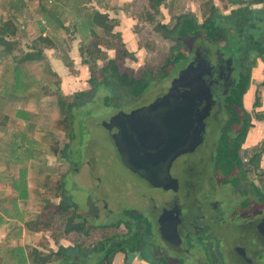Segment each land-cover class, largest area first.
I'll return each instance as SVG.
<instances>
[{
    "label": "rangeland",
    "instance_id": "obj_1",
    "mask_svg": "<svg viewBox=\"0 0 264 264\" xmlns=\"http://www.w3.org/2000/svg\"><path fill=\"white\" fill-rule=\"evenodd\" d=\"M25 1L30 5L33 13L36 12L34 13L35 17L30 18L36 20L38 25L29 28V31H34L29 40L19 41L17 39L19 33H16V37L13 39L15 48L12 54H0V124L2 123L1 117L3 114L8 115L12 121L10 131L6 132L5 139L0 143V146L3 147L0 148V161H2L0 163V195L4 196V199L1 200L2 203H0L1 210L6 216L17 214L16 218L7 221V223H11L6 227L13 228V233L18 228L20 230L23 228L26 229L27 236H30L26 224H32L33 227L40 229L48 224V230H43L47 231V237H45V233L40 237V245L44 246L45 254L51 250L49 245L53 246V241L58 242V244L62 242L66 246H69V243L75 245V243L82 241L83 249H87L94 245V238L88 239V236L83 234L82 231L78 232L80 234L75 231L65 232L68 219L74 217V212L72 209L67 212L56 210L61 198H66L68 202L75 204L80 212L82 210L85 214V219L84 217L81 219L82 222H87L89 216L93 218V214L97 212V206L95 205L97 201H102L105 204L108 201L114 205L115 211L122 212L127 210V207L130 210L132 208L145 210V207H149V204L146 203V197L163 198L161 192L146 188L143 186L141 178L127 170L117 151L112 148L113 141H111L108 132L104 130L102 125L119 109L123 111L131 108L132 105L137 107L147 105L165 91L162 88L168 82L166 80H163L160 84H156L157 82L154 84L153 82L145 96L138 99L120 97L117 91L112 88L100 87L92 91V86L87 83L91 77L89 68L81 63L79 55V47L86 46L88 42L85 40L88 39L87 23L83 16L71 12L62 13L63 27L56 26L61 29L60 32L65 41L76 46L77 49L74 48L73 52L66 55L63 46L57 48V44H59L57 42L54 45L50 40L51 45L49 47L42 45L46 52L51 50L55 54L54 56L59 60L61 59V63L65 66V76L61 77L59 82L57 81L58 77L53 75L54 73H52L46 58L18 63L19 58L30 52L32 45L30 43L38 37L37 35L40 33L38 27L42 21L39 18L38 9H36L38 0ZM192 1L193 3L198 2V0ZM205 1L207 0H201L200 2L203 4ZM17 2H22V0H17ZM107 2L108 6L114 9V4H120L123 14L115 15L116 13L110 10L108 15L118 21V26L113 29V32L120 33L126 50L135 57V60L125 59L124 62L119 63L122 69L129 68L134 73L142 70L155 72L165 60L173 59L174 54L177 52L186 54L192 44L197 42L191 41L192 39L189 38L183 44L176 45V42L164 39L163 32L159 28L160 25H167L169 29H172L178 20L185 15L194 14L195 16V13L192 12L194 9L187 6L188 0H182L180 3L171 4L170 6H167L168 0H166V6L160 7L161 14L155 16L156 21L154 24H148L134 15L142 13L144 9L142 2L138 4L136 9L130 5L125 6L126 3H129L128 1L107 0ZM91 8L93 7L90 4H86L85 11H89ZM202 19L198 17V24L199 21H203ZM50 27H54V25ZM97 33L103 36L100 30ZM48 34L52 36V33L48 32L47 36ZM116 40V38H110L112 43ZM200 40L202 43L201 52L209 60L213 75L218 76L230 71L234 83H236L240 62L234 58L235 54L227 52L226 45L212 46L208 45L204 38H200ZM101 50L104 52L106 60L115 55L114 50H108L104 46H101ZM72 54L76 55L74 60L71 59ZM13 56H15V60H13ZM106 60L97 62L96 66L98 68L102 67ZM17 64L20 65L21 69H13ZM20 71L22 72L20 73ZM211 77L209 79L213 80ZM15 81L18 82L17 87H10V84ZM5 85L9 86L10 91L7 93L11 95L6 96L3 102L1 99H3ZM60 88H62V94L70 97L76 92H90L88 95L90 101L73 109L70 126L68 121H65V116L59 111L58 98L53 96L55 90ZM13 90L16 91L15 95L11 93L14 92ZM217 90L218 93L214 94L219 95L218 99H220L223 94H220V87H217ZM106 96L110 98L107 104L104 103ZM7 98H9V101H6ZM72 100L73 98L69 99L68 102ZM222 102L221 99L213 111L204 144L196 150L195 156L192 157V160H196L193 166L196 174H194L193 180L194 191L187 206L189 205L192 210L193 218L190 221L193 225L187 233L183 230L182 235V247L192 244L199 245L205 255H209L207 254L209 246L200 243L198 239L205 240L208 238H205V230L207 229V223L210 221L208 219L209 215L214 217L216 214V217L219 218L218 223L220 221V223L224 222V219L227 220L225 217L222 218V213L219 210L220 202L216 205L215 210L209 204L213 200H208V197L212 196L215 199V196L218 197L224 191L221 189L218 179L214 177L216 158L213 154L215 152V137L221 128L217 116L222 109ZM18 111L26 116L17 115ZM250 115L251 119L253 114ZM4 140L11 142L3 144ZM222 158L217 157V164L221 163ZM192 160L190 159V161ZM22 171H25L24 180L21 178ZM186 171V174H188L186 175V181L191 180L193 174L188 173V170ZM65 177L66 182L63 186L62 178ZM182 180L184 181V177ZM21 195L26 198H22ZM181 199L183 198L181 197ZM240 207L241 202L234 205L235 210L240 209ZM204 216L206 222H202ZM91 221L93 224L100 222L93 219ZM41 225L42 227H40ZM215 226L220 233L215 231V234L210 236L207 242L212 241L220 244L217 256L224 263L231 264L230 258L234 254L232 250L239 245L240 240L238 237L240 235L237 236L238 234L230 232L228 228L222 229V225L215 223ZM194 229L198 231L195 232ZM117 232L124 231L109 229L104 232L94 230L91 233L103 238L102 234L111 235ZM227 233L235 236H229ZM30 248H34V245H31ZM95 261L96 258H93V260H88L87 264H95ZM202 261L204 263L205 259L202 258ZM253 261H255V258ZM255 262L263 264L259 261Z\"/></svg>",
    "mask_w": 264,
    "mask_h": 264
},
{
    "label": "flooded vegetation",
    "instance_id": "obj_2",
    "mask_svg": "<svg viewBox=\"0 0 264 264\" xmlns=\"http://www.w3.org/2000/svg\"><path fill=\"white\" fill-rule=\"evenodd\" d=\"M190 39H192L191 41H197L196 44L193 43L188 49V52L183 54L184 59L182 62L174 65L170 71L168 79H165L166 82H168V84L162 88L165 89V91L160 96L154 98V100L161 98L171 89V87H173V81L176 77H178L179 72L185 70L190 63L196 61L194 63L196 66L199 60H208L201 52L202 43L200 36ZM206 43L214 46V44L209 41H206ZM205 67V65H200L198 68L199 73H196L195 75H193L192 72H188L184 75V78L182 77V79L177 82V88H174L175 95H183V93L188 90L187 86L193 85V76L199 77L200 75H202L200 80H203L206 85H209L210 99L208 101H201L198 108V113L200 115L202 113L204 117L203 132L199 131L197 120L195 121L196 129L198 130V132L196 130V134H200L201 136V140L199 141L200 143L196 145L193 152L182 153L175 157L169 168V179L161 180L159 183L152 184L135 174L137 177L142 179L143 186L150 190L154 189L161 192L163 194L162 199L146 197V203L149 204V207H145V210H142V208H132L130 210L127 207V210H123L122 212L115 211L116 208L114 205L108 201L106 204L102 201H97V203H95L97 206V212L93 214V218H90L89 216L87 222H82L81 219L83 217L85 219V214L82 210L80 212V209L75 204L73 205L68 202L66 198H61V202H59L56 210L58 209L62 212H67L60 207H65L69 204L74 212V217L68 219L67 228L66 231H64H75L77 234H80L78 232L82 231L83 234L88 236V239L94 238L93 241H95L94 245L88 247L87 249H83L81 245L82 241H79L77 244L75 243V245H70L69 243V246L60 242L58 248L62 247L65 249H71L67 252V255L71 259L70 262L73 264H87L88 260L90 261L93 260V258H96L95 264H114V261L121 262V264H227L217 256L220 244L212 241L210 243L207 242L209 237L215 234V231L219 232L216 229V223L218 225H222V229L228 228L230 232L235 233L236 235L238 234L237 236L240 235L238 237L240 240L239 245L235 246L233 248L234 250H232L234 254L230 258L231 264H259L255 261H259L264 264V172L257 173L258 169L254 167V164L252 163L253 157L257 155V152L253 146L249 145L248 139L250 137V129L244 144H242L238 151L239 159L241 161L239 166L230 168L228 163H225L224 153L221 155L219 154V148L223 139L228 138L229 142L232 143V141L237 138L240 131L239 129H232V127H229L231 114L225 106V99L230 95V91L237 83V80L236 83H234L230 71L226 74L215 76L212 73L211 64L210 68ZM210 77L213 80L209 79ZM161 82L162 81L157 82L156 84H160ZM217 87H220V94H223L220 99H218L219 95L214 94L218 93ZM199 92L203 94V90L198 89V93ZM172 99V101L177 103V100L180 98L176 96L175 98L172 97ZM221 99L223 100L221 104L222 109L217 116L219 122L221 123V128L215 137V152L213 154L216 158L214 177L215 179H218V183L224 191L223 193H220L218 197L215 196V199L212 196L210 198L208 197V200H213L212 202H209V204L210 207L215 210L216 205L220 202L219 210L222 213V218L225 217L227 220L224 219V222L220 223V221L218 223L219 218L216 217V214L214 217L209 215L208 219H210V221L207 223V229L205 230V234L207 235H205V238H208L205 240L198 239L200 243L202 242L209 246V251L207 252L209 255H205L199 245L192 244L182 247V235L183 230L187 233L193 225L190 221V219L193 218L191 214L192 210L189 205L187 206L188 201L192 197L191 194L194 191L193 180L195 177L194 174H196L194 170L195 167H193L196 160L193 159V161L192 157L195 156L194 153L196 150L204 144L211 116ZM154 100L149 102L147 105L152 103ZM141 107H143V105ZM136 108L137 106L132 105L131 108L123 110V112L128 114ZM120 111L121 110L119 109L118 112L110 116V118L105 122H108ZM245 112L248 113L249 123H251L248 110ZM147 121L149 123L152 122L150 120ZM134 122L136 121L131 120L129 123H127V121L118 123V126L121 129L120 131L123 134V138H125L124 141L129 143V148H134L135 144H131L132 142L130 143L126 139L128 134L127 128L128 124L132 125ZM106 131L108 132L111 141H113L112 148L116 151L114 141L118 129L113 127L111 131ZM173 142L175 143V141ZM183 142L185 144L184 148L189 147L192 144V141H187V139ZM231 143H229L230 146ZM179 149H182V147H179ZM217 157H223L220 164H217ZM189 158L192 161H190ZM186 170H188V173L191 172V174H193V176H191V180L186 181V175H188L186 174ZM183 177L184 181L182 180ZM62 182V185L64 186L66 177L62 178ZM181 197L183 199H181ZM238 202H241V207L240 209L235 210L234 205ZM200 212L202 213V211ZM92 219L100 222L93 224L91 221ZM204 219L205 216L202 218V222H206ZM109 229L122 230L124 232H117L111 235L102 234L103 238H99L98 236H95V234L92 235L91 233L94 230H97V232H104ZM194 231L197 232L198 230L194 229ZM227 234L232 237L235 236L234 234ZM202 258L205 259L204 263ZM254 258L255 261H253ZM62 259L64 258L62 257ZM61 262L62 263L57 262V264H63L62 260Z\"/></svg>",
    "mask_w": 264,
    "mask_h": 264
},
{
    "label": "trees",
    "instance_id": "obj_3",
    "mask_svg": "<svg viewBox=\"0 0 264 264\" xmlns=\"http://www.w3.org/2000/svg\"><path fill=\"white\" fill-rule=\"evenodd\" d=\"M89 1L90 0H38L36 6L45 23L50 26L58 25L63 27L64 19H62V13L67 14L71 12L72 14L83 16V19L87 23L86 32H88V39L85 40L88 42L86 46L79 47V55L81 63L89 68L91 77L88 79L87 83L92 86V91L100 87L112 88L117 91L120 97L131 99L141 98L149 90L153 82L155 84V82L167 79L174 65L182 62L184 59V55L177 52L174 54L173 59L165 60L155 72L142 70L138 73H134V71L129 68L122 69L120 64L124 62L125 59L135 60V57L126 50L121 40L120 33L113 32V29L118 26V21L110 18L107 13H100L97 10H93V8L89 11H85L86 4H88ZM141 2L144 7L142 13H136L134 15L148 24H154L156 21L155 16L161 14L160 7L165 5L166 0H131L128 4L126 3L125 6L130 5L136 9ZM146 6L147 8H145ZM200 7L202 15L205 17L201 24H198L194 14H188L179 19L172 29H169L167 25H160L159 28L163 32L164 39L176 42V45L183 44L186 39L200 36V38H204L214 45H226L228 49L227 52H233L235 54L234 58H236L237 61L239 60L240 70L237 83L231 89L230 95L225 99V106L231 114L229 127H232V129H239L240 131L237 138L233 140L232 143L229 142L228 138H224L219 148V154L221 155L224 153L225 163H228L230 168H233L240 165L241 161L238 151L242 144H244L250 129L249 115L245 112L246 108L244 106V99L249 92L250 82L248 61L253 53L259 55L264 53V33H262L260 28L252 30L250 25L264 21V13L254 16L246 12H233L230 16L223 17L218 14L211 0L205 1ZM98 30L101 31L103 36L97 33ZM16 32L17 27L10 21L3 22L0 25V47H2L1 53L3 55H10L13 53L12 51L15 48V41L13 39L16 37ZM110 38H116L117 40L112 43ZM42 45L49 47L51 41L46 36L43 37L42 34H40L33 41L31 45L32 50L19 58L18 63L43 59L44 53ZM101 46H104L108 50H114V57L106 60ZM13 60H15V56H13ZM102 60H106V62L102 67L98 68L96 66L97 62ZM14 68L18 69L20 65L17 64L13 69ZM21 72L22 71H20V73ZM57 81L59 82V78ZM15 82L10 84V87H17L18 82ZM20 87L22 86L20 85ZM3 91L4 95L1 100L4 102L6 96L11 95L7 93L10 91L9 86L5 85ZM11 93L15 95L16 91ZM21 93L24 94L23 92ZM89 94V91H80L74 93L72 97H70L62 94L61 89L55 90L53 96L58 98L57 104L59 111L65 116V121H68L69 126L73 117V109L80 107L81 104L88 103L90 101L88 97ZM72 98L74 101L68 102L69 99ZM109 99V96H106L104 98V103L107 104ZM117 103H119V101H117ZM258 107V98H255L253 108ZM17 115L24 117V114H20V111H18ZM255 117L257 120L264 119L257 114H255ZM229 143H231V146ZM263 151L264 140L257 155L262 154ZM64 152L65 150L63 153ZM21 178L24 180L25 171L21 172ZM21 197L26 198L22 195ZM60 208L68 211L71 209V206L67 204L65 207ZM26 227L28 230L34 232L48 230L49 228L48 224L43 229L33 227L32 224H26ZM40 227H42V225ZM70 250V248L65 249L60 247L56 252L51 250L47 254H40L37 250H33L34 257L32 261L33 264H55L57 262L62 263V260L63 264H73L70 262L71 259L67 255V252ZM62 257L64 259H62Z\"/></svg>",
    "mask_w": 264,
    "mask_h": 264
},
{
    "label": "crops",
    "instance_id": "obj_4",
    "mask_svg": "<svg viewBox=\"0 0 264 264\" xmlns=\"http://www.w3.org/2000/svg\"><path fill=\"white\" fill-rule=\"evenodd\" d=\"M14 1L15 0H0V25L3 22H7V21L12 22L14 26L18 28L16 33H19V36L17 37V39H19V41L25 39L29 40L34 32V31L32 32L29 31V28L38 25V22H36V20L34 19L31 20L32 17H35L34 13L36 12L33 13V11L30 8V5H28L25 0H22V2L19 3L16 0L15 4ZM119 1L130 2L131 0H119ZM181 1L182 0H168L167 6H170L171 4L175 5V3L178 4ZM200 1L201 0H198L197 3L196 2L193 3L192 0H188L187 6L194 9L192 10V12L195 13L196 19H198V17H201L203 18L202 20H204L205 17L202 15L200 9L201 8L200 6L202 5ZM211 1H213V4L215 5L218 14L223 17L230 16L233 12L236 13L246 12L254 16L255 15L258 16L259 14L264 13V0H211ZM88 4H90V6L93 7V10H97L100 13L110 14L109 12L111 10L116 13V14L114 13L115 15L123 14L122 8H120V4H114L113 5V7H115L114 9L108 6L107 0H90ZM118 8L120 9L118 10ZM36 9H38L37 6ZM38 15L40 16L39 18L42 20L41 21L42 24L40 23L38 27L40 30L39 35L42 34L43 37L46 36L49 40L52 41L54 45L56 44V42L59 43L57 44V48L59 46H63L66 55L68 53L70 54V52H73L76 46L68 44V41H65L63 35H61L60 32L61 29L57 27L58 25L57 26L54 25V27H50V25L45 23L39 11H38ZM261 22L251 24L250 25L251 29L256 30L260 28L262 30V33H264V21ZM201 23L202 21H199V24ZM47 31L49 33H52V36L51 34H48L47 36L48 33ZM1 50H0V54L3 55L1 53ZM43 53H44V58L48 60L52 73H54L60 80L61 77L65 76L64 75L65 66L61 63L62 62L61 59L59 60L58 58H56L54 56L55 54L51 50H48V52H46L45 49L43 48ZM75 56L72 54L71 59L74 60ZM248 64H249L250 82H249V92L246 98L244 99V106L246 110H248L249 114H253L252 118L250 119L251 120L250 132H249L250 137L248 140H249V145L253 146V148H255V151L258 154L259 148L262 144V140L264 139V119L257 120L255 114L260 115L262 116V118H264V53L261 55L257 53H253L252 57L248 61ZM255 98H258V102H259L258 108H253V103L255 101ZM6 101H9V98H7ZM1 119H2V123L0 124V143L3 139H5L7 135L6 132L7 131L9 132L10 126H12V121L10 120L8 115L3 114ZM10 142L11 141L4 140L3 144ZM0 148L3 147L0 146ZM1 162L2 161H0V163ZM252 163L254 164V167L258 169L257 173L264 172V151L262 152L261 155H255V157H253ZM2 199H4V196L1 194L0 203H2L1 202ZM1 208L2 207L0 205V264H33L32 261L34 257L33 250H37L40 254L46 253L44 246L40 245V239H41L40 237L44 235V233L46 235L45 237H47L48 234L47 231L34 232L29 230L27 232L30 233V236H27L26 229L22 228V230H20V228H18L16 232L13 233L12 230L13 228L6 227L11 223V222L7 223V221L10 220L11 218H16L17 214L16 213L14 214L15 217L10 215L6 216V214L3 213ZM19 220H21V218H19ZM31 245H34V248H30ZM58 245H59L58 242L53 241V246L49 245V247L51 248L52 251L56 252ZM113 263L121 264V262L118 261L117 262L114 261Z\"/></svg>",
    "mask_w": 264,
    "mask_h": 264
},
{
    "label": "water",
    "instance_id": "obj_5",
    "mask_svg": "<svg viewBox=\"0 0 264 264\" xmlns=\"http://www.w3.org/2000/svg\"><path fill=\"white\" fill-rule=\"evenodd\" d=\"M195 62L179 72L178 77L173 81V87L161 98L153 99L154 101L149 105L137 107L128 114L120 111L102 125L104 130L111 131L113 127L118 129L114 144L123 164L130 172L152 184L169 179V168L175 157L182 153L193 152L200 143L201 136L196 134L198 130L195 121L197 120L199 131L203 132L204 117L202 113L201 115L198 113V108L201 101L210 99L209 85L200 80L202 75L193 76V85L187 86L188 90L183 95L174 93L177 82L188 72H192L193 75L199 73L200 65L210 68V62L206 59L199 60L196 66ZM198 89L203 90V94L198 93ZM176 96L180 98L177 103L172 101V97ZM131 120L136 122L132 125L128 124L126 139L132 142L131 144H135L134 148L128 147L129 143L124 141L125 138L118 126L119 122L129 123ZM147 120L152 122L149 123ZM185 139L192 141V144L186 148L183 142Z\"/></svg>",
    "mask_w": 264,
    "mask_h": 264
}]
</instances>
